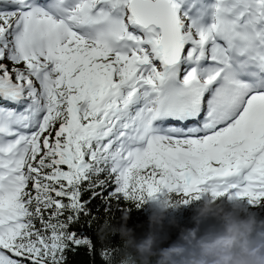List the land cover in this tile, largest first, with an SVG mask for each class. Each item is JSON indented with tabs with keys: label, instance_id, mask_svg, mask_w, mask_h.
Segmentation results:
<instances>
[{
	"label": "snow or ice",
	"instance_id": "1",
	"mask_svg": "<svg viewBox=\"0 0 264 264\" xmlns=\"http://www.w3.org/2000/svg\"><path fill=\"white\" fill-rule=\"evenodd\" d=\"M3 3L0 264L94 249L85 192L264 206V0Z\"/></svg>",
	"mask_w": 264,
	"mask_h": 264
},
{
	"label": "clouds",
	"instance_id": "2",
	"mask_svg": "<svg viewBox=\"0 0 264 264\" xmlns=\"http://www.w3.org/2000/svg\"><path fill=\"white\" fill-rule=\"evenodd\" d=\"M221 201L212 196L203 199L195 209L196 226L182 228L178 241L168 247H160V232L169 210H179L181 204L167 194L150 206L149 232L144 238L137 240L127 226L130 210L118 224L101 225L98 236L106 241L119 235L123 245L119 264H264V220L239 199ZM210 217L219 226L201 233L200 225ZM169 223L177 222L171 218Z\"/></svg>",
	"mask_w": 264,
	"mask_h": 264
},
{
	"label": "trees",
	"instance_id": "3",
	"mask_svg": "<svg viewBox=\"0 0 264 264\" xmlns=\"http://www.w3.org/2000/svg\"><path fill=\"white\" fill-rule=\"evenodd\" d=\"M100 179H104L105 176L101 175ZM111 191V187L108 189ZM100 192V189H96ZM206 197L211 195L205 194ZM83 199L89 201L88 209L91 216L82 215L79 225H73L72 230H79L82 235L88 236L94 243V249H90L88 246L76 247L74 250L67 252L66 264H105V260L102 259L101 250H106L109 256L114 255V260H110L109 264H119L122 258V241L119 235L110 237L106 241H101L98 236V231L106 221L112 224H118L121 216L129 211V219L127 226L134 230V235L137 240L144 238L149 232V215L150 206L155 203L156 200H150L144 203L140 207H135L134 202L129 201H108L106 195L95 196L93 193L85 192ZM202 197L199 200H193L187 205H182L179 210L170 209L167 213V219L164 221L163 228L160 232L161 243L160 247H168L176 243L179 239L180 231L182 228H193L195 223L193 217L195 215V209L202 202ZM227 200L222 198V201ZM244 206L250 213L254 214L258 219L264 220V206L252 207L246 201L242 200ZM106 208L108 211L106 212ZM97 217H99L97 219ZM175 218L176 224L169 223V219ZM90 223V226H89ZM218 227V222L214 218L205 220L200 225L201 233L208 230L210 227Z\"/></svg>",
	"mask_w": 264,
	"mask_h": 264
},
{
	"label": "rangeland",
	"instance_id": "4",
	"mask_svg": "<svg viewBox=\"0 0 264 264\" xmlns=\"http://www.w3.org/2000/svg\"><path fill=\"white\" fill-rule=\"evenodd\" d=\"M10 7H11L10 5H6L5 3H3V0H0V10H9ZM208 195H210V194H208ZM205 198H207L206 195H203L202 199H205Z\"/></svg>",
	"mask_w": 264,
	"mask_h": 264
}]
</instances>
